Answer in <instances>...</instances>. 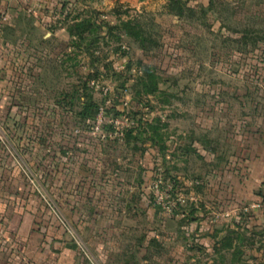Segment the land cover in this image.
I'll return each mask as SVG.
<instances>
[{
	"label": "rangeland",
	"instance_id": "obj_1",
	"mask_svg": "<svg viewBox=\"0 0 264 264\" xmlns=\"http://www.w3.org/2000/svg\"><path fill=\"white\" fill-rule=\"evenodd\" d=\"M12 4L22 10L0 24V223L19 220L14 250L35 263L136 264L142 247L158 236L160 247L149 249L144 261L183 262L175 248L182 239L172 233L188 228L190 214L211 228L225 224L219 218L224 187L203 184L209 153L220 159L231 151L224 128L234 133L244 119L264 117V0ZM179 6L183 12L176 15ZM92 11L111 26L139 17L147 44L105 38L88 48L89 59L75 57L66 30ZM94 67L99 75L84 90ZM97 105H113L119 114L111 113L110 121L154 124L156 131H147L154 140L141 139L134 149L113 128L94 139L78 114ZM115 164L125 184H90ZM178 197L183 204H175ZM239 225L246 231L244 221ZM256 255L250 264H263L264 253Z\"/></svg>",
	"mask_w": 264,
	"mask_h": 264
},
{
	"label": "crops",
	"instance_id": "obj_2",
	"mask_svg": "<svg viewBox=\"0 0 264 264\" xmlns=\"http://www.w3.org/2000/svg\"><path fill=\"white\" fill-rule=\"evenodd\" d=\"M12 1L0 0V15L5 17V22L0 21V24L4 25L10 17L17 18L22 10L15 7ZM45 41L46 39L43 38L40 43L44 45ZM6 44L9 45V43ZM26 47H31V43L28 42ZM41 57L46 56L42 54ZM242 123L239 122L238 129L234 133L224 128V147L231 151L222 152V155H219L220 159L213 158L212 153H209V156H212L208 162L211 170L208 171L203 183L205 187H211L212 184H222L224 187L225 198L220 202L224 213L219 214V218L225 224L218 229L211 228L202 218L191 216L192 221L186 222L188 227L186 230L180 226L172 233L173 240L181 237L183 242L179 247L181 250H178V246L175 248L178 255H185L186 259L183 262L172 260L165 264H250V258H258L257 251L264 253V117L258 120L257 118H246ZM112 167L111 171L103 172L107 175L106 177L98 175L100 179L97 178L90 184H125L122 178L125 174L119 171L120 165L115 164ZM94 173L92 171V174ZM231 193L234 194V198L229 197ZM242 206L247 212H240L236 215L227 212L231 208ZM2 219L0 223V264H77L72 261L35 263L36 260L29 261L27 252L18 255L13 248L15 246L13 238L20 234L16 230L19 220L16 221L9 216ZM240 221H244L246 231L239 228ZM26 235L22 234V236ZM154 237L158 239V236ZM252 238L262 239V241L258 243L257 239L250 240ZM24 241L26 242L25 239ZM175 248L170 249L173 251ZM248 253L255 255L247 256ZM138 264L148 263L142 261ZM154 264L164 263L155 262Z\"/></svg>",
	"mask_w": 264,
	"mask_h": 264
},
{
	"label": "trees",
	"instance_id": "obj_3",
	"mask_svg": "<svg viewBox=\"0 0 264 264\" xmlns=\"http://www.w3.org/2000/svg\"><path fill=\"white\" fill-rule=\"evenodd\" d=\"M172 1L174 2V0H172ZM175 1H177V0H175ZM169 2H171V0H169ZM182 7L183 6H179L177 12L174 11L176 9H173L172 11H174L175 14L177 13L176 15H181V13L183 12ZM90 14L91 15L88 18H86V17L81 18V19L75 18L72 26H69L66 30L67 34L69 35V37L71 39L72 47H74L76 50H78L77 53L74 52L75 57H77L80 54V55H84L85 57H87L89 59L88 56H91V54H88L89 53L88 48L90 46L96 45L99 40H102L105 38H112V39L114 38V41H116V43L118 44L120 42L119 37L124 36V37L132 40L135 44L140 46L142 49H143L144 45L147 44V40L145 38L144 30L140 25L139 17H137L135 19L129 18L128 20H124V21L119 20L116 25L111 26L108 22H106L105 20L100 18V15L98 13H96L95 11L90 12ZM118 49H120V48H118ZM70 53L71 52H69L65 55H61V57L68 59L70 57ZM122 54H124V52H122ZM126 61H127L126 65H128L129 60H126ZM94 65H95L94 61H92L91 67ZM92 73H94V74H92ZM98 75H99L98 70L95 67L87 70L85 82L83 84V89L85 90L87 88L88 84L92 80H94V78H97ZM145 76L148 77V79H150L152 87L154 86L153 89L151 90V92L155 91L156 90L155 84L151 80L153 78L152 72L147 71L145 73ZM139 85H141L145 88L144 78H142V77L139 78ZM92 108L94 109L93 111L91 110ZM99 108L100 107L98 105L97 106H84L82 109V112H80L78 114V119H79V122L81 124L80 126L85 127L89 131L93 122H94L96 115L99 112ZM111 113H114L115 116H117L119 114L115 110L113 105L105 110V119L107 122L105 128H107V130H110L112 128L111 124L109 123V119H108V117ZM74 124H76V122ZM145 125H148L147 130H145V128H144ZM153 127H155L154 124L150 125V124H148V122H144L143 120L138 119L135 123H133V126L131 128L126 129L124 131V134H123L124 140H125V142H127V144L129 146L134 145V149H135V147H137L138 143L142 140H143V142H152L154 140V137L150 136V134L148 132L150 131V133H154L152 131H156V129ZM148 129H149V131H148ZM145 133H147V134L144 137L143 135H145ZM142 137H144V138H142ZM163 182H165V180H163ZM172 194H173V191H172ZM191 216H192V214H190V217ZM190 217L186 218L187 219L186 222L192 221V218H190ZM160 244H161V242L158 241L157 238H155V237L152 238L150 240L148 246L142 247L144 254L140 253L141 256H140V259H138V260H140L139 262L144 261V259H146V258L148 259L147 251L151 248H159ZM133 258L135 260L134 254H133ZM125 264H128V263H125ZM136 264H138V263H136Z\"/></svg>",
	"mask_w": 264,
	"mask_h": 264
},
{
	"label": "built area",
	"instance_id": "obj_4",
	"mask_svg": "<svg viewBox=\"0 0 264 264\" xmlns=\"http://www.w3.org/2000/svg\"><path fill=\"white\" fill-rule=\"evenodd\" d=\"M104 107H105L104 109H101V108L99 109V112L96 115L94 122L89 130L90 136L93 137L94 139L96 138L104 139L105 138V135L103 132H105V126L107 124L106 119H105V110L107 108L106 106ZM109 123L111 124L113 128V133H114V130H116L115 135L117 136H123L124 131L133 126V123L130 121H127L125 118L113 119L111 121L109 120ZM74 133L79 134V131L75 130ZM175 200H176L175 202L176 205L184 203V199L182 197H178Z\"/></svg>",
	"mask_w": 264,
	"mask_h": 264
}]
</instances>
